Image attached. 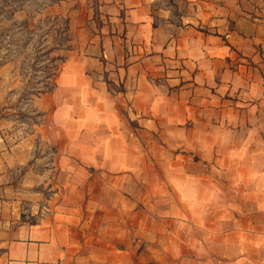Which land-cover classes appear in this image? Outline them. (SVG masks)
<instances>
[{
  "label": "crops",
  "instance_id": "obj_1",
  "mask_svg": "<svg viewBox=\"0 0 264 264\" xmlns=\"http://www.w3.org/2000/svg\"><path fill=\"white\" fill-rule=\"evenodd\" d=\"M67 33L33 131L0 115V264H264V0H72Z\"/></svg>",
  "mask_w": 264,
  "mask_h": 264
},
{
  "label": "rangeland",
  "instance_id": "obj_2",
  "mask_svg": "<svg viewBox=\"0 0 264 264\" xmlns=\"http://www.w3.org/2000/svg\"><path fill=\"white\" fill-rule=\"evenodd\" d=\"M71 5L72 0H0V115L9 132L30 133L40 122L41 114L33 110L32 101L53 89V78L68 47ZM129 131L142 141L149 161L172 162L165 150L172 153L170 142L157 135L140 136L135 121L130 122ZM195 173L227 180L236 174L199 167Z\"/></svg>",
  "mask_w": 264,
  "mask_h": 264
},
{
  "label": "trees",
  "instance_id": "obj_3",
  "mask_svg": "<svg viewBox=\"0 0 264 264\" xmlns=\"http://www.w3.org/2000/svg\"><path fill=\"white\" fill-rule=\"evenodd\" d=\"M46 93V92H45ZM42 94V93H41Z\"/></svg>",
  "mask_w": 264,
  "mask_h": 264
}]
</instances>
